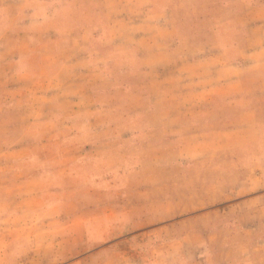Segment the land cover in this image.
I'll return each instance as SVG.
<instances>
[{
	"label": "rangeland",
	"instance_id": "374dc122",
	"mask_svg": "<svg viewBox=\"0 0 264 264\" xmlns=\"http://www.w3.org/2000/svg\"><path fill=\"white\" fill-rule=\"evenodd\" d=\"M246 5L241 0H0V75L8 74L0 80V102L6 100L4 88L13 95L23 91L22 98L42 89L31 111L25 112L26 101L20 103L21 126L33 121L27 130L33 142L7 141V155L0 157V173L6 168L9 175L8 181L0 175V186L6 181L11 188L0 190V227L5 230L0 228V264L29 259L30 239L4 236L19 235L24 228L52 233L49 257L57 264H212L226 258L235 263L241 254L251 264H264V196L227 206L242 196L238 182L248 170L263 172L258 145L249 149L252 155L233 163L184 161L174 120L164 124L158 111L149 112L162 59L178 56L180 49L240 41V25L264 23L260 10L242 18ZM169 11H175L168 21L176 30L168 35L152 38L141 31L134 38L132 23L117 25L121 30L114 26L116 17L125 14L132 20ZM166 20L157 17L154 23ZM225 24L235 30L228 32ZM24 31L31 33L30 40L10 42ZM130 31V37H119ZM253 31L264 38V27L253 26ZM71 42L77 52L88 50L90 85L82 87L84 80L75 78L68 90L79 88V103L66 101L56 110L51 93L62 58L76 54L61 52ZM183 43L188 48H180ZM56 136L62 141L51 140ZM29 145L37 154L33 165L64 190L44 192L53 196L49 204L54 209L29 207L20 218L16 170L26 165L17 164L14 154ZM68 157L75 158L70 165ZM58 159L63 163L56 165ZM54 170L62 175L50 176ZM252 177L260 187L250 183L249 188L258 189L248 195L264 194V174Z\"/></svg>",
	"mask_w": 264,
	"mask_h": 264
},
{
	"label": "crops",
	"instance_id": "0c3cea01",
	"mask_svg": "<svg viewBox=\"0 0 264 264\" xmlns=\"http://www.w3.org/2000/svg\"><path fill=\"white\" fill-rule=\"evenodd\" d=\"M241 1L247 4V8L240 12L242 18L247 17L255 10L264 13V5H258L255 0ZM135 10L137 11V8ZM174 14L175 11H169L152 14V16L143 19L132 18V20L125 14V16L116 17L114 26L116 30H121L117 25L130 27L132 23V37L141 35V31H143V33H152L153 36L150 37L154 38L159 37V35H168L176 30L174 26L171 29V23L168 21V18ZM157 17L167 18V20L163 23H154ZM228 25L230 24L224 25L225 30L228 32L235 30L234 27ZM253 26L264 27V23L250 24L246 22L240 25L239 30L244 31V36L240 41L231 42L226 39L221 44L199 50L192 49L186 52V49H183L185 53L180 49L178 56L164 58L158 64L159 90L149 95L152 103L149 112L158 111L164 124L171 119L174 120L178 127L176 130L178 132L174 138L180 146V158L182 160L205 161L207 163L213 162V160L218 162L227 159L233 163L235 159L252 155L249 149L255 145H258L259 148L257 157L261 160L264 158V38L258 37L253 31ZM158 30L161 33H155ZM30 34L27 31L19 32L16 40L10 42L22 44L26 39L29 38L30 40ZM130 36L131 31L128 35L122 33L119 37L127 38ZM8 43L9 41L5 43V47ZM71 43L72 46L65 47L61 52L72 51L76 54L70 58L63 57L61 67L55 75L58 84L54 92L51 93V99L52 102L54 101L52 104L56 110L61 103L66 101L76 100L77 104L79 103V88L74 93H70L68 90L73 86L75 78L84 80L82 87L90 85L85 69L87 68V61L89 62L88 50L81 49L82 52H77L76 44ZM183 46L188 48L185 43L180 48ZM230 47H233L231 51L229 50ZM15 48L20 50L19 45H15ZM43 58L44 56H41L40 59ZM13 65L17 67L18 64L15 61ZM80 67L83 68L81 71H79ZM14 73L21 74L19 70ZM7 75L1 74L0 80L8 79ZM41 90L36 87V93L33 96H25V98H22L25 95L23 91L19 95H13L7 93V88L2 90L3 95H6V100L0 102V157L7 155L4 146L7 141H14L18 138L33 142V138H31L33 136L28 138L29 131H27L31 130L33 121L21 126L23 108L20 103L26 101L25 112L31 111ZM12 132H16L13 138H11ZM170 133L171 131L168 130L166 135H170ZM51 140L61 142L62 137L56 136ZM44 154H46L47 159L52 158L46 152ZM36 155L31 150V145L26 151L20 150L14 154V160H17V164L24 163L26 165L17 167L16 170L20 186L18 189L22 190L18 206H16L20 218L29 207L36 211L44 208H47L48 211L54 209L56 205H50L51 200L54 199L53 196L44 192L48 189L64 190V186L56 185L55 181L51 182L52 178L49 176L45 177L47 172L43 171V168L33 165L32 159H36ZM73 160L75 158L68 157V165ZM62 161V159H58L56 165L63 163ZM67 167L66 164L65 171H67ZM260 169L263 172L260 170H248L246 172L248 177L238 182L239 194L242 196L236 200L228 201V208L237 207L246 199L264 196V194L248 195L252 189H258L255 186L249 188L250 183H259L260 187V181H255L252 177L257 174H264V168ZM8 171L12 172L10 169ZM49 174L51 176L61 174V172L54 170ZM0 175L8 181L9 175L6 168ZM6 181L2 183L0 190L10 191V184ZM261 185L264 186V184ZM10 195L8 194L7 197ZM7 222L8 220L3 221L4 224ZM3 231H5L4 228ZM4 236L9 239L21 238L32 241L33 247L28 254L29 259L25 261L20 259L18 264H57V261L53 262L49 257L52 253L48 249L53 248L54 245V236L50 231L29 232L27 228H24L19 235H12L8 232ZM216 250L217 253H221L220 248ZM244 256L245 254H241L240 259L235 263H231L234 261L226 258L225 261H214L212 264H251ZM74 263L75 261L67 264Z\"/></svg>",
	"mask_w": 264,
	"mask_h": 264
}]
</instances>
